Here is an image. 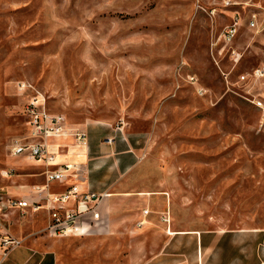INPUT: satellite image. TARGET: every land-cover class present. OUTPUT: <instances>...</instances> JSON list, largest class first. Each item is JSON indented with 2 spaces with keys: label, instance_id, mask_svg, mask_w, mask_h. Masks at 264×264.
<instances>
[{
  "label": "rangeland",
  "instance_id": "374dc122",
  "mask_svg": "<svg viewBox=\"0 0 264 264\" xmlns=\"http://www.w3.org/2000/svg\"><path fill=\"white\" fill-rule=\"evenodd\" d=\"M260 67L264 0H0V170L11 174L0 185L21 194L42 180L10 154L33 97L68 125L99 120L139 140L105 229L47 237L25 213L11 232L46 242L56 264H159L162 218L170 230H264V118L249 101H264ZM173 243L185 259L186 240Z\"/></svg>",
  "mask_w": 264,
  "mask_h": 264
},
{
  "label": "crops",
  "instance_id": "0c3cea01",
  "mask_svg": "<svg viewBox=\"0 0 264 264\" xmlns=\"http://www.w3.org/2000/svg\"><path fill=\"white\" fill-rule=\"evenodd\" d=\"M69 125L81 128L85 132L86 143L83 145L75 144L70 137L47 139V150L54 153L55 157L46 168L55 169L66 163L72 165V168L67 171L65 179L60 183L52 182L49 185V190L62 191L68 184L75 183L80 192L89 190L107 193L108 195L103 197L98 205L99 221L94 226L98 227V230L105 229L108 222L107 211L111 207L109 202L114 200V196L121 194L124 186L123 177L138 162L139 148L136 145L139 140L134 139L129 132H125L120 128H113L111 124L99 120H86L80 123H70ZM106 138H110V142H107ZM25 159L30 163L29 167L32 168L30 170H33L27 175L29 177L41 176V182L36 181L21 185V187H27L26 192L21 194H12L14 192L10 188L8 189V185H0V189L6 193L10 192L13 196L25 197L31 200L34 197L29 193L31 185L43 183L42 171L44 164L41 161ZM2 178L4 179V177ZM10 178L11 174L5 179ZM140 194L147 193L142 192ZM25 213H31L32 216L41 215L37 220L35 218L29 220L28 224H30L32 231L37 229L38 234L54 237L41 231L46 219L44 211L30 212L27 208ZM24 214L13 209L6 219L8 229L10 230L12 223H17L18 219L13 215L19 217ZM161 221L160 230L165 231V234L162 236L160 232L164 243L158 253L161 254L157 261L159 264H264L263 229L170 230L169 218L167 222ZM19 223L21 224V230L24 232L23 223ZM40 223L43 225L38 229ZM141 223L139 222V224ZM93 229L95 228L84 229L77 236L86 235ZM13 235L19 238L21 243L8 253L1 264H56L55 255L46 242H37L35 237L31 236V232L22 233L20 236ZM180 238L186 240V255L183 260L178 259V246L173 243V240Z\"/></svg>",
  "mask_w": 264,
  "mask_h": 264
},
{
  "label": "built area",
  "instance_id": "2783aa9c",
  "mask_svg": "<svg viewBox=\"0 0 264 264\" xmlns=\"http://www.w3.org/2000/svg\"><path fill=\"white\" fill-rule=\"evenodd\" d=\"M196 7L205 11L209 16L214 14V8L206 10L198 2H196ZM255 18V13H251L246 22L247 27H256ZM238 23L237 17L234 16L223 28L221 34L225 41H230L235 35ZM252 73L261 77L264 74V68H256ZM239 78L244 79V75H240ZM249 101L259 109L263 119L264 101L255 97ZM22 114L26 133L13 141L10 154L43 162V183L31 185L29 193L34 196L31 200L8 195L0 189V264L10 251L21 243V240L12 234L6 224L7 216L13 209L20 211L21 214H24L27 208L30 212L44 211L46 219L41 231L49 236L78 235L84 229L96 226L99 221L98 205L102 198L108 195L105 192L89 190L80 192L75 183L68 184L62 191H50L49 185L52 182H62L72 165L66 163L55 169L46 168L55 157L54 153L47 150V139L70 137L75 144L83 145L86 143V134L81 128L68 125L62 115L47 112L37 97H33L24 104ZM105 140L110 142V138ZM9 175L8 170H0V177L7 178ZM146 211L144 210L143 213L146 214ZM86 219L88 220L85 221ZM167 219L162 218L165 222Z\"/></svg>",
  "mask_w": 264,
  "mask_h": 264
}]
</instances>
